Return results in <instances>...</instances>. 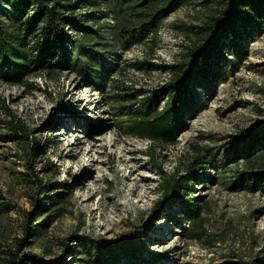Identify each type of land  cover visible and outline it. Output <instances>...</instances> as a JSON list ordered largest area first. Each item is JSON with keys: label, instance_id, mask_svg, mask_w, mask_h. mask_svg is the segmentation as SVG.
Returning <instances> with one entry per match:
<instances>
[{"label": "rangeland", "instance_id": "rangeland-1", "mask_svg": "<svg viewBox=\"0 0 264 264\" xmlns=\"http://www.w3.org/2000/svg\"><path fill=\"white\" fill-rule=\"evenodd\" d=\"M203 1L178 8L164 21L153 53L144 44L153 67L137 70L127 55L109 67L104 93L86 87L70 70L57 76L35 72L26 86L0 82V264H10L9 252L20 238L26 244L19 255L34 254L45 262L90 264L83 241L121 238L141 244L144 261L121 257L115 264H264V194L230 190L226 181L233 171L223 173L233 165L229 154L235 137L264 121V30L253 27L248 40L240 28L235 42L229 40L214 56L213 71L221 70L224 82L218 78L213 85L208 73L198 76L194 93L200 110L186 113L175 144L150 143L125 128L121 105L127 104L128 111L141 109L158 91L169 77L162 66L179 59L190 42L184 28L206 20ZM238 41L241 60L234 53ZM136 92L131 101L128 95ZM13 116L52 162L46 172L45 158L34 160L38 179L68 187L60 198L62 215L47 228L39 224L43 217L35 200L43 199L44 216L53 208L29 182L27 148L7 138ZM150 146L156 163L146 154ZM196 155L206 160L199 179L187 185L171 210L154 214L161 179L184 174V165ZM189 204L198 208L197 236L191 239L181 229Z\"/></svg>", "mask_w": 264, "mask_h": 264}, {"label": "trees", "instance_id": "trees-1", "mask_svg": "<svg viewBox=\"0 0 264 264\" xmlns=\"http://www.w3.org/2000/svg\"><path fill=\"white\" fill-rule=\"evenodd\" d=\"M192 3L194 0H0V82L26 86L35 72L57 76L62 70H70L85 82L86 87L104 93L109 67L118 64L122 54L135 45L148 44L149 51L153 53L164 21L178 8ZM202 4L208 12L204 23L184 28L190 40L185 53L170 65L162 66L168 70L169 79L159 86L153 97L143 101L141 109L128 111L127 104L121 105L122 113L126 114L125 128L130 135L150 143L175 144L178 129L185 125L186 113L200 110L194 93L198 76L208 73L207 77L213 85L224 82L223 72L213 71L211 60L214 56L229 40L235 42L234 37L240 36V28L243 29L242 38L248 40L253 27L264 30V0H204ZM81 8L87 12L80 14L78 21V10ZM109 15L113 16V24L106 22ZM65 26L72 28L76 36L68 35ZM234 53L238 60L244 56L239 41ZM148 56L134 61L132 66L140 71L150 69L154 64L147 61ZM138 95L136 92L128 96L134 101ZM9 129L7 138L19 140L27 148L29 182L35 185L37 196L43 195L50 209L53 208L51 214L44 216L47 210L42 205L43 199L35 200L36 211L39 217H43L39 224L47 228L62 215L60 198L64 194L62 189L68 187L58 180L38 179L33 167L36 158H45L44 171H50L52 166L44 146L15 117ZM235 138V145L229 154L233 165L223 171H233L226 181L227 188L264 194V121ZM146 154L156 163L151 146L147 147ZM184 169L182 175L174 173L161 179L160 197L155 203L154 214L171 210L178 203L187 185L199 179L198 171L206 169V160L196 155L187 161ZM158 170L161 175L164 174L160 166ZM12 208L8 207V210ZM186 212L187 219L181 229L187 238H195L197 234L193 227L197 222L198 208L189 204ZM30 216L25 219L26 224ZM25 244V238L15 241L14 250L9 252L10 264H29V261L68 264L63 260L45 262L30 253L19 255ZM81 245L87 250L90 264H115L121 257L144 261L142 245L136 246L131 240L99 241L87 238Z\"/></svg>", "mask_w": 264, "mask_h": 264}, {"label": "built area", "instance_id": "built-area-1", "mask_svg": "<svg viewBox=\"0 0 264 264\" xmlns=\"http://www.w3.org/2000/svg\"><path fill=\"white\" fill-rule=\"evenodd\" d=\"M86 12H87V10L85 8H81L80 10H78V21H80L79 15L80 14H85ZM106 22L108 24H113L114 23L113 16L112 15H109L108 18L106 19ZM64 28L69 31V34H71L72 37H75L76 36V32L74 30H72V28H70L69 26H65ZM143 47H144V44L135 45L130 50L124 52L122 54V56L127 55V57L129 59H131L133 62L136 61V60H138V59L139 60L140 59H143V58L146 57V54H145V51H144ZM168 76L170 77L169 72H168ZM169 77L166 78V80L163 81L162 84L165 83L169 79Z\"/></svg>", "mask_w": 264, "mask_h": 264}]
</instances>
